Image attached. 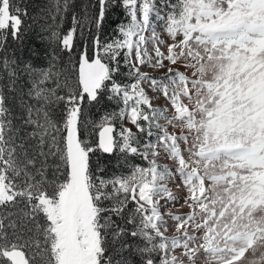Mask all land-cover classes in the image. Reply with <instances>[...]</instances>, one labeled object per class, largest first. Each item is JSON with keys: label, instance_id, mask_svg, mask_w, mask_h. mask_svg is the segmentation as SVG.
Segmentation results:
<instances>
[{"label": "snow or ice", "instance_id": "snow-or-ice-1", "mask_svg": "<svg viewBox=\"0 0 264 264\" xmlns=\"http://www.w3.org/2000/svg\"><path fill=\"white\" fill-rule=\"evenodd\" d=\"M54 5L62 21L70 0ZM93 7L92 54L85 44L68 74L57 51L73 62L75 12L37 69L17 56L27 9L0 0V264H264V0ZM115 9L128 22L104 41ZM105 98L123 107L93 124L90 143L85 110ZM117 151L146 166L110 177L94 167L97 152ZM181 200L189 211L168 213L170 235L163 209Z\"/></svg>", "mask_w": 264, "mask_h": 264}, {"label": "trees", "instance_id": "trees-1", "mask_svg": "<svg viewBox=\"0 0 264 264\" xmlns=\"http://www.w3.org/2000/svg\"><path fill=\"white\" fill-rule=\"evenodd\" d=\"M16 3L20 4L22 8H26L28 16L26 19V33L24 36L22 50H17V56L22 61H29L33 67L37 69H43L49 67L51 61V54L53 49L56 48L55 44H50L48 37L50 36L51 30H59L62 34L65 33L69 28L72 27V14L75 12L80 20V25L77 27L75 36V50L73 52L72 63H69V58L57 51V54L61 56V59L56 61V68L61 72H72L78 71V55L84 48L85 44L88 45L89 55L92 54L91 41L96 33L95 26L89 23L88 17L96 11L93 7L95 0H70L71 7L67 13L63 14V20L57 17L55 21L52 20V15L55 14L54 0H42L40 4L35 1L29 0H15ZM128 19L123 13L122 9L110 10L106 17L102 31L100 33L101 39L109 41L118 35L117 26L121 23H127ZM41 37H45L40 40ZM10 48H17V42H13L9 37L8 41ZM29 50L34 52V55H29ZM120 79H124L120 77ZM11 99V98H10ZM121 106L116 100H107L105 98L100 104L95 107H88L85 110V121H90L87 125V131L84 133L85 138L89 139L91 143L98 140V128H95L93 124H98L105 113L118 110ZM93 165L95 167L97 160L99 164L105 168V176L118 175L123 170H126L125 158L117 151L114 155L101 154L99 152L93 156ZM130 161V157L127 158ZM117 165L119 169H117ZM117 171H116V169ZM39 261V257H37ZM130 262L133 264H139V257L129 256Z\"/></svg>", "mask_w": 264, "mask_h": 264}, {"label": "rangeland", "instance_id": "rangeland-1", "mask_svg": "<svg viewBox=\"0 0 264 264\" xmlns=\"http://www.w3.org/2000/svg\"><path fill=\"white\" fill-rule=\"evenodd\" d=\"M29 1H35L37 4H40L42 0H29ZM176 2H177V0H171V3H176ZM156 3H157V6L158 7H161L163 9L164 0H156ZM163 11H167V9H163ZM153 27H155L157 29V31L160 32L161 31V28H162V25H161V23L159 21H154ZM44 38L45 37H41L40 40H42ZM29 55L30 56L31 55H34V52H32V50H29ZM29 60L30 59L28 58L27 62H30ZM33 61L34 60H32L31 62H33ZM144 70L151 72L152 75H159L160 74V73H157V72H152V70L149 69V68H145ZM181 70L183 71L184 69L181 68ZM150 95H151V93H150ZM154 104H157V105H159L161 107H167V102L162 97H157L154 100ZM121 107H123L122 104H121V106L119 107L118 110L109 111V112L105 113V115L106 114H111V113H118ZM169 114H170V110H169ZM105 115H103V116H105ZM160 122L161 123H164V121H160ZM119 124H120V121L119 120H116L115 121V125H116L117 129H119ZM133 131H135L134 128H133ZM169 131L170 132L171 131H176L177 133H179L180 130L179 129H173V128L169 127ZM89 142L91 143L90 140H89ZM159 162L162 163V164H169V166H171V161H168L166 158H161ZM125 164H126V162L124 163V165ZM133 165L146 166V162L143 161L140 157H130V161H127V164L125 165L126 170H123L117 176L126 175L131 170V168H132ZM116 168L119 169V166L117 165ZM117 169H116V171H117ZM170 187H172L173 190L175 191V185L174 184H171ZM179 195L182 196L183 193H179ZM181 204H182V200L179 201L176 204L175 207H173L171 204H169L167 206V208L163 209V211L165 212V219H166V221H167V223H168V225L170 227V232H169L170 235L172 234V231L174 230L173 226H174V223L175 222L171 220L170 216H168V213L171 212L173 214L180 215V214L187 213L189 211V209H187V207H181ZM130 264H133V263L130 262Z\"/></svg>", "mask_w": 264, "mask_h": 264}]
</instances>
